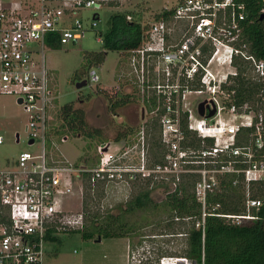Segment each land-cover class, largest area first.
I'll use <instances>...</instances> for the list:
<instances>
[{
  "label": "built area",
  "instance_id": "built-area-1",
  "mask_svg": "<svg viewBox=\"0 0 264 264\" xmlns=\"http://www.w3.org/2000/svg\"><path fill=\"white\" fill-rule=\"evenodd\" d=\"M130 1L0 0V94L18 97L30 113L33 144H28L39 145L0 169V264H44L49 236L84 229L87 187L94 196L101 193L100 209L108 213L110 198L126 204L138 182L179 191L193 181L201 214L196 221L184 220L194 221L196 229L204 232L207 218L214 216L237 226L258 219L252 210L263 202L252 197L251 188L264 184V109L232 103L225 86L237 75L235 58L251 61L260 79L264 61L251 56L243 43L247 14L237 0H178L151 21L125 14L128 22L143 26V38L122 50L124 64L114 75L110 98L114 104L135 105L138 124L127 129L125 138L98 145L91 168L61 154L60 145L70 134L66 129L59 133L62 106L45 47L78 42L89 28L98 27L99 10ZM88 10L92 14L85 17ZM88 81H101L93 67ZM4 142L0 136V145ZM226 185L244 189L245 213L222 212V204L211 201ZM76 199L78 210L72 203ZM136 256H130L134 264L148 259ZM157 264L195 263L186 256H162Z\"/></svg>",
  "mask_w": 264,
  "mask_h": 264
},
{
  "label": "rangeland",
  "instance_id": "rangeland-1",
  "mask_svg": "<svg viewBox=\"0 0 264 264\" xmlns=\"http://www.w3.org/2000/svg\"><path fill=\"white\" fill-rule=\"evenodd\" d=\"M177 1L131 0L122 7L101 9L99 10L101 22L98 27L96 29L89 28L81 40L59 47L50 45L45 47L47 64L54 71L53 76L59 90L60 106L73 103L74 109H82L85 112L88 129L100 131V135L91 140L69 133V140L60 145V152L70 163L79 167L86 164L91 168L97 157L96 147L98 145L114 140L120 130L138 124L136 117L138 110L135 105L113 109L114 101L110 98V87L115 85L114 75L122 69L121 63L124 64L122 51L109 50L105 46L106 35L112 28V18L118 14L128 13L134 17L141 14L142 19L145 17L144 21H151L155 14L163 11L165 7L175 5ZM84 14L85 17H90L92 11H85ZM87 25L89 26V23ZM98 38L100 41L97 40ZM103 52L106 53L104 61L92 66L101 76V81L94 84L89 83L88 86L78 89L77 84L83 78V73L88 78L90 70L88 56ZM230 71H234V69H230ZM77 74L79 75L76 77ZM199 99L194 98L193 100L197 102ZM29 116L30 113L25 110L24 106L18 104V97L0 94V136L5 140L0 145V169L11 166L20 153L38 150L39 145L30 147L28 144ZM57 122L60 125L62 123L60 118L57 119ZM17 134L19 143H17ZM96 198H98L97 207L100 208L103 200L99 197ZM152 198L158 206L157 208L124 216L128 228L131 229L127 237H132L136 245L134 247L136 259L148 258L142 260V264H155V261H159L162 256H180L186 243L185 235L183 237L180 233L172 234L165 228L170 222L171 212L164 210L165 206L163 205L167 199L163 190H154ZM72 203L75 209H80L81 205L77 199ZM121 205L119 202H114V198H110L108 213L119 216L121 209H126L127 206L126 204ZM102 213L106 214L107 211L103 209ZM57 238H59V242H51L46 246L49 255L44 264H80L81 260L88 255L101 258L104 255L108 256L106 238H103L104 244L101 245L96 244L94 239H84L81 231L61 233ZM113 241L115 242L110 241V261L114 258L118 260L117 258L123 252V239L115 238ZM137 241H140L139 244ZM111 243H114L115 246ZM136 262L135 264H138Z\"/></svg>",
  "mask_w": 264,
  "mask_h": 264
},
{
  "label": "trees",
  "instance_id": "trees-1",
  "mask_svg": "<svg viewBox=\"0 0 264 264\" xmlns=\"http://www.w3.org/2000/svg\"><path fill=\"white\" fill-rule=\"evenodd\" d=\"M245 4L247 20L244 21L243 43L247 45L249 54L258 60L264 61V0H237ZM171 12L164 14L169 19ZM147 25H145L146 27ZM143 38V26L138 22H128L125 14H118L112 18L111 31L106 35L105 46L109 50L122 51L138 46ZM59 47V44L52 45ZM106 53L88 56V66L101 64ZM237 75L230 78L231 84L225 86L229 94H232V103L261 107L264 109V79L257 77L251 61L244 58H235L233 62ZM79 74L76 75V77ZM124 100L113 105L114 108L124 107ZM61 120L60 134L68 130L73 136H81L94 139L100 135L98 129H88L85 112L82 109H74L73 103L63 105L57 114ZM66 129V130H65ZM155 130V124L153 126ZM133 130V129H131ZM129 130H120L115 141L125 138ZM153 137V138H152ZM153 147L158 146L157 135L151 136ZM155 149V148H154ZM157 152V151H156ZM155 152V153H156ZM193 181L184 183L179 191H169L165 188L166 211L171 212L170 222L165 226L172 234H183L186 237L185 247L180 256H186L195 264H264V184L252 186V197L263 202L260 209L252 210L258 219L244 226L233 225L230 221L221 217H208L205 231L196 229L194 221L201 214V205L193 194ZM162 185L150 187V183L138 182L134 184L132 198L126 203V209H121L119 216L102 213L97 207L96 197H101L98 192L94 196L86 188L83 201L85 216L84 229L79 230L84 239L127 237L131 231L124 220L125 214L148 211L158 206L155 204L152 194ZM222 204L221 211L230 214L245 213V191L242 188H232L226 185L223 191L211 199ZM122 206V205H120ZM193 217L194 221H185V218ZM180 218V220H176ZM75 232V231H74ZM72 233V232H71ZM51 242H59V238H50ZM175 256V255H171ZM177 256V255H176Z\"/></svg>",
  "mask_w": 264,
  "mask_h": 264
},
{
  "label": "crops",
  "instance_id": "crops-1",
  "mask_svg": "<svg viewBox=\"0 0 264 264\" xmlns=\"http://www.w3.org/2000/svg\"><path fill=\"white\" fill-rule=\"evenodd\" d=\"M122 66V65H121ZM52 72L54 73V71L52 70ZM181 236L184 237V235L181 234ZM115 238H122L124 243H123V252L122 254H120V256L117 258L118 260H116V258H114V260L110 261V241L111 242H115L113 240H115ZM96 244H104L103 242V238L101 237V240L99 241V238H94ZM107 241H105L106 243V248L108 250V256L104 255L102 258L98 257V256H94V255H88L85 258H83L81 260L80 264H134L131 262L130 260V256L132 253L136 254V251L134 249V247L136 246L134 244V240L132 239V237H114V238H106ZM140 241H137V244H139ZM114 245V243H111ZM115 246V245H114ZM49 255L48 251L46 254V259L47 256ZM158 261H155V264H157Z\"/></svg>",
  "mask_w": 264,
  "mask_h": 264
},
{
  "label": "water",
  "instance_id": "water-1",
  "mask_svg": "<svg viewBox=\"0 0 264 264\" xmlns=\"http://www.w3.org/2000/svg\"><path fill=\"white\" fill-rule=\"evenodd\" d=\"M86 86H88V83H87L86 80L78 82V84H77V88L78 89H82V88H84ZM199 110H200V114L204 115V113H205L204 103L200 105V109ZM215 113H216V109L211 110L209 116H213ZM17 137L19 138V135H17ZM29 144L30 145L33 144V141H31ZM100 240H101V237H99V241Z\"/></svg>",
  "mask_w": 264,
  "mask_h": 264
},
{
  "label": "flooded vegetation",
  "instance_id": "flooded-vegetation-1",
  "mask_svg": "<svg viewBox=\"0 0 264 264\" xmlns=\"http://www.w3.org/2000/svg\"><path fill=\"white\" fill-rule=\"evenodd\" d=\"M84 76H85V77H84ZM82 77H83V78H81L80 80H81V81H84V80H86V81H87V83H88V85H89V81H88V78H87V76H86V74H85V73H83ZM78 81H79V79H78ZM81 81H79V82H81Z\"/></svg>",
  "mask_w": 264,
  "mask_h": 264
}]
</instances>
